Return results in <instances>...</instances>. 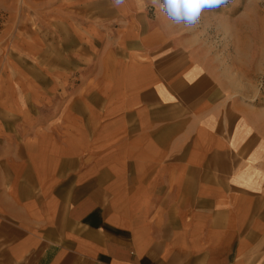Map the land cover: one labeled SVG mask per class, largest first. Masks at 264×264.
<instances>
[{"label": "crops", "instance_id": "1", "mask_svg": "<svg viewBox=\"0 0 264 264\" xmlns=\"http://www.w3.org/2000/svg\"><path fill=\"white\" fill-rule=\"evenodd\" d=\"M3 1L0 264H264V117L205 47L149 0Z\"/></svg>", "mask_w": 264, "mask_h": 264}, {"label": "rangeland", "instance_id": "2", "mask_svg": "<svg viewBox=\"0 0 264 264\" xmlns=\"http://www.w3.org/2000/svg\"><path fill=\"white\" fill-rule=\"evenodd\" d=\"M155 10L149 0V12ZM19 15V3L0 0V58L6 47L15 48L9 39L24 21ZM163 21L174 24L165 15ZM180 25L191 46L205 47L208 68L230 97L264 117V0H230L203 11L195 26Z\"/></svg>", "mask_w": 264, "mask_h": 264}, {"label": "clouds", "instance_id": "3", "mask_svg": "<svg viewBox=\"0 0 264 264\" xmlns=\"http://www.w3.org/2000/svg\"><path fill=\"white\" fill-rule=\"evenodd\" d=\"M127 0H111L115 8H120ZM230 0H151V4L163 13L174 24L195 26L205 10H212L226 6ZM143 4V0H138Z\"/></svg>", "mask_w": 264, "mask_h": 264}, {"label": "bare ground", "instance_id": "4", "mask_svg": "<svg viewBox=\"0 0 264 264\" xmlns=\"http://www.w3.org/2000/svg\"><path fill=\"white\" fill-rule=\"evenodd\" d=\"M224 120V119H223Z\"/></svg>", "mask_w": 264, "mask_h": 264}]
</instances>
